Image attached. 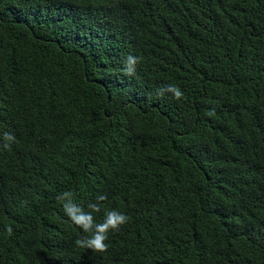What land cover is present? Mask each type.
<instances>
[{
  "label": "trees",
  "instance_id": "trees-1",
  "mask_svg": "<svg viewBox=\"0 0 264 264\" xmlns=\"http://www.w3.org/2000/svg\"><path fill=\"white\" fill-rule=\"evenodd\" d=\"M5 132L0 264H264V0H0ZM65 190L129 217L106 252Z\"/></svg>",
  "mask_w": 264,
  "mask_h": 264
},
{
  "label": "clouds",
  "instance_id": "clouds-1",
  "mask_svg": "<svg viewBox=\"0 0 264 264\" xmlns=\"http://www.w3.org/2000/svg\"><path fill=\"white\" fill-rule=\"evenodd\" d=\"M141 58L128 55L124 61L123 71L127 76H133L136 72V65L140 63ZM158 96L170 94L174 99L181 100L183 98L182 90L176 85H168L156 90ZM214 113L209 111L207 115L211 116ZM3 143L0 148L7 150L11 143L15 142V137L10 133L3 134ZM107 195L97 194L94 202L87 205V211L78 203H76L75 192L72 190H65L56 195V201L62 205L65 216L71 223L78 228L82 229L85 236L75 241V246L78 248L89 249L93 252L104 253L108 250L109 232L118 231L125 225L129 217L124 213L109 209L106 207ZM94 213H102V219L98 222ZM9 235L12 234V228H7Z\"/></svg>",
  "mask_w": 264,
  "mask_h": 264
}]
</instances>
